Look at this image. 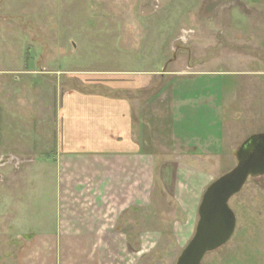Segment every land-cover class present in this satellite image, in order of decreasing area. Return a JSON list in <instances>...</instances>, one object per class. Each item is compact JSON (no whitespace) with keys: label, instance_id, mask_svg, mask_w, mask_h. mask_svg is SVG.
Wrapping results in <instances>:
<instances>
[{"label":"rangeland","instance_id":"374dc122","mask_svg":"<svg viewBox=\"0 0 264 264\" xmlns=\"http://www.w3.org/2000/svg\"><path fill=\"white\" fill-rule=\"evenodd\" d=\"M64 87L131 101L156 180L148 206L119 223L140 250L125 264H175L193 236L174 204L177 167L205 171L209 186L264 133V0H0V264H11V237L54 225L46 156ZM199 110L217 115L193 126ZM228 205L233 236L201 264H264V176Z\"/></svg>","mask_w":264,"mask_h":264},{"label":"crops","instance_id":"0c3cea01","mask_svg":"<svg viewBox=\"0 0 264 264\" xmlns=\"http://www.w3.org/2000/svg\"><path fill=\"white\" fill-rule=\"evenodd\" d=\"M86 89L64 87L55 98L54 144L46 156L54 164L50 169L57 184L54 225L39 234L11 237L16 242L11 264H125V252L140 253L134 249L137 236L126 235L119 223L129 212L148 206L156 157L143 152L127 96ZM210 113L217 115L215 110H199L193 126L204 125ZM209 124L205 126L215 125ZM213 134L208 143L215 141ZM200 158L192 154L186 159ZM173 176L174 204L193 235L209 175L185 164Z\"/></svg>","mask_w":264,"mask_h":264},{"label":"water","instance_id":"95a60500","mask_svg":"<svg viewBox=\"0 0 264 264\" xmlns=\"http://www.w3.org/2000/svg\"><path fill=\"white\" fill-rule=\"evenodd\" d=\"M233 156L235 168L212 182L203 192L195 231L175 264H201L207 254L219 250L231 240L236 218L228 203L248 179L264 176V133L249 137L233 151Z\"/></svg>","mask_w":264,"mask_h":264}]
</instances>
